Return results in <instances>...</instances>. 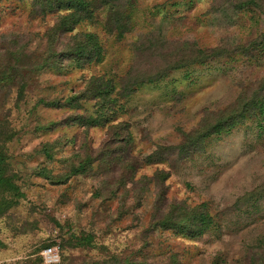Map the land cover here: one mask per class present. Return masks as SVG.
I'll use <instances>...</instances> for the list:
<instances>
[{"label": "rangeland", "instance_id": "374dc122", "mask_svg": "<svg viewBox=\"0 0 264 264\" xmlns=\"http://www.w3.org/2000/svg\"><path fill=\"white\" fill-rule=\"evenodd\" d=\"M236 1L139 0L130 10L131 32L122 39L108 31L112 6H106L74 32L97 35L105 52L77 68L65 57L73 39L48 37L54 14L35 17L31 0H0V80L10 77L0 83V132L12 136L5 147L6 175L22 195L3 194L18 202L0 215V264H44L48 245L58 248L59 264L113 257L251 264L264 239V119L247 120L184 154L178 148L245 100L264 99V50L239 56L255 41L264 42V0H255L258 6L242 12L234 27L218 29L221 5ZM158 36L165 46L149 50V40ZM198 49L208 53L203 63L195 61ZM219 49L234 54L216 58ZM101 77L116 84V93L125 92L118 97L122 111L89 128L85 120L100 113L93 82ZM105 153L121 156L123 164L111 165L110 172L101 166ZM87 158L90 174L62 182ZM129 165L136 168L134 178ZM161 192L166 205L202 207L213 229L197 240L155 231ZM87 236L92 246L75 245Z\"/></svg>", "mask_w": 264, "mask_h": 264}, {"label": "trees", "instance_id": "16d2710c", "mask_svg": "<svg viewBox=\"0 0 264 264\" xmlns=\"http://www.w3.org/2000/svg\"><path fill=\"white\" fill-rule=\"evenodd\" d=\"M26 1V0H25ZM139 0H102L101 2H93L91 0H31L32 5L34 3L35 8L33 9V15L37 17L40 12L43 15L54 14L56 16V22L54 26L50 29L48 37L50 40L56 42L61 36H70L73 39V46L65 54L66 59L72 61L77 68H85L86 66H91L94 64L95 60H100L105 52L104 47L100 44L98 36L92 33L89 34H74L76 29L82 24L93 22L96 20V12H100L106 6H112L108 15V26L109 32H114L118 34L119 38L122 39L126 34H129L132 28V21L130 17V10L137 4ZM231 2H229L230 4ZM228 6V7H227ZM221 5L218 11L220 15L216 17L215 22L218 23V29L228 30L236 25V20L239 18L240 14L249 8L257 7L258 4L255 0H237L235 3L230 5ZM230 6V7H229ZM74 34V35H73ZM151 46L149 50L155 47L159 49L165 46V39L163 36H158V38L150 39ZM252 48L244 50V54H239V56H245L247 58H252V54L255 52H261L264 50L263 40L255 41L251 44ZM178 46V45H177ZM178 47H188V44H181ZM190 48H196V45L192 44ZM182 49V48H181ZM184 50V49H182ZM237 49L236 52H238ZM204 49L197 50V56L195 61L198 63H203V56L208 53L203 52ZM227 55L234 54L231 52L224 51L223 49L213 51V55L220 56L223 53ZM10 77H5L0 80V83L8 81ZM96 82L97 92L95 93L96 98L99 99L100 113L97 117H89L85 120V123L89 128H95L97 125H105L111 120L110 117L106 115L112 114L117 117L118 112L122 111V108L118 106L119 98L124 93H116V84L105 80L104 77L97 78L94 80L93 84ZM141 84V83H138ZM126 97V96H125ZM76 100H80L78 97ZM243 107L238 108L232 112V115L225 114V119H220L213 125L216 126L215 130L213 127L206 129L205 134L199 139L194 137L192 144L187 146H179L180 153H186L191 149H198L199 145L207 140H212L215 136H220L222 132L226 133L238 124H244L247 120H258L264 119V99L259 100L256 97H252L251 100L243 102ZM119 110V111H118ZM84 121V120H83ZM12 140V136L9 132H0V195L3 194H15L11 196L13 198H21L22 195L19 192L17 186L13 180L6 175L7 171V151L5 149L8 142ZM173 154V150L169 151ZM43 154L47 158H52L51 152L48 148H45ZM120 157H115L111 153H105L102 167H105L112 172L110 169L111 165H122ZM90 158H87L78 167L72 168L68 177L61 178L62 182L67 180L72 176H85L91 173ZM156 161V160H155ZM167 159H159V163L166 162ZM148 164H152V161L148 159ZM129 173L134 178L136 174V168L133 165H129ZM42 176H47V170L41 172ZM160 178V176H159ZM161 183L167 180V175L162 176V180L159 179ZM164 181V182H163ZM148 186L145 185L140 189H137V198L144 195ZM117 192V191H116ZM116 192L114 193L116 195ZM136 194V193H135ZM164 192L159 193L156 199V217L154 218V230H172L176 234L184 236L185 239L197 240L204 234L210 232L215 223L211 215L205 211L202 207L192 208L185 203H172L169 205L165 204ZM18 202V200H17ZM16 201L8 200L3 195V199H0V215L4 212L10 210ZM158 214L161 215L158 218ZM75 245L80 248L90 247L93 245V238L91 236L78 238L75 241ZM52 246V245H51ZM47 247H50L49 245ZM254 253L250 257L251 264H264V239L260 240L258 245L253 249ZM93 264H148L146 261L138 262L136 260L130 259H120L113 257L110 261H99ZM170 264H180L176 257L171 258ZM220 264V261L214 263Z\"/></svg>", "mask_w": 264, "mask_h": 264}, {"label": "built area", "instance_id": "2783aa9c", "mask_svg": "<svg viewBox=\"0 0 264 264\" xmlns=\"http://www.w3.org/2000/svg\"><path fill=\"white\" fill-rule=\"evenodd\" d=\"M44 264H59L61 262V256L58 248L47 247L41 253Z\"/></svg>", "mask_w": 264, "mask_h": 264}]
</instances>
